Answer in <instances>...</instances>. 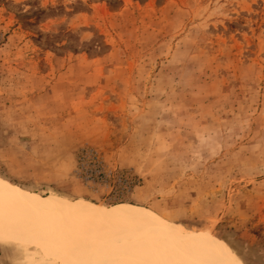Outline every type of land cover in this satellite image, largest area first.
Here are the masks:
<instances>
[{
	"label": "rangeland",
	"instance_id": "rangeland-1",
	"mask_svg": "<svg viewBox=\"0 0 264 264\" xmlns=\"http://www.w3.org/2000/svg\"><path fill=\"white\" fill-rule=\"evenodd\" d=\"M0 178L264 264V0H0ZM0 232V264H61Z\"/></svg>",
	"mask_w": 264,
	"mask_h": 264
},
{
	"label": "bare ground",
	"instance_id": "bare-ground-1",
	"mask_svg": "<svg viewBox=\"0 0 264 264\" xmlns=\"http://www.w3.org/2000/svg\"><path fill=\"white\" fill-rule=\"evenodd\" d=\"M0 181H3V184H0V195L5 201L10 199L24 210V213L16 219L22 234L38 240L47 255L61 264H69L70 261L77 260L107 259L105 255L95 252H85L73 257L63 250V246L53 248L44 241L45 238L63 231L76 235L77 230L82 229L89 238L100 242L116 237L125 242L147 239L156 243L159 247L158 251L162 250L166 253L170 251L178 260L184 257L178 255L174 249L194 243L203 245L186 237L180 239V237L172 238L164 235L161 230L164 227L159 218L151 211L138 206L116 205L107 209L85 201L70 202L55 196H40L27 192L2 178ZM177 234L183 235L180 232Z\"/></svg>",
	"mask_w": 264,
	"mask_h": 264
},
{
	"label": "snow or ice",
	"instance_id": "snow-or-ice-1",
	"mask_svg": "<svg viewBox=\"0 0 264 264\" xmlns=\"http://www.w3.org/2000/svg\"><path fill=\"white\" fill-rule=\"evenodd\" d=\"M206 142V141H204ZM202 142V143H204ZM215 149H213V152ZM199 157L204 159L205 156L197 150H193V158ZM210 158V157H208ZM178 162L184 163L182 159ZM70 164V161L68 162ZM3 184V181H0ZM11 187V185L9 186ZM24 210L19 208L10 199L5 201L0 195V220L7 218L9 221L18 219ZM0 239L14 240L20 243L22 236L14 233L5 235L0 232ZM155 245L154 241L150 240H137L135 242H125L121 238L116 237L106 242H100L89 238L86 234L80 233L73 235L70 239L66 240L63 244V250L70 256H79L85 252H95L97 254L116 257V259L104 260H77L70 261L69 264H240V261L232 257L230 253H226L223 248L206 247L203 245L192 244L187 247L177 248L174 251L183 256V259L158 262L150 260H131L127 259L132 257L138 252L149 251ZM158 250V249H157ZM229 256L225 259V256Z\"/></svg>",
	"mask_w": 264,
	"mask_h": 264
}]
</instances>
